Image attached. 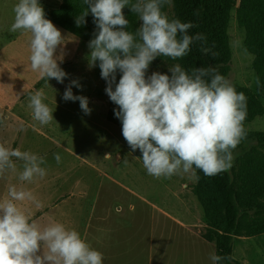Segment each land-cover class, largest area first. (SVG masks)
<instances>
[{
    "label": "rangeland",
    "instance_id": "374dc122",
    "mask_svg": "<svg viewBox=\"0 0 264 264\" xmlns=\"http://www.w3.org/2000/svg\"><path fill=\"white\" fill-rule=\"evenodd\" d=\"M68 1L39 0L46 18L65 36L60 67L68 77L58 83L55 79L43 80L31 70V34L10 31L18 0H0V142L47 160V175L42 180L29 184L12 175L0 179V199L6 197L10 184L30 189L41 200L40 207L27 202L24 205L27 211L31 207L36 210L31 214L33 219L42 224L56 220L77 230L91 247L103 253V264H212L209 257L215 253V246L203 237L208 220L194 194L197 179L186 175L157 179L147 174L139 159L142 154L133 152L122 135V123L114 115L118 106L105 92L107 85L98 63L94 68L89 66L88 43L96 32L91 13L79 32L55 20L64 19L55 13L68 7ZM176 5L172 0V6L164 8L170 18L176 14ZM86 7L84 0H75L68 7L67 16L75 25ZM124 11L130 21L128 30L135 32L138 17L128 9ZM226 18L227 56L220 51L215 60L221 64L211 61L209 66L238 88L252 90L257 78L256 55L246 44L254 36H264V0H231ZM175 63L179 62L158 57L148 74L168 73V67ZM119 76L117 73V81ZM71 80L82 85L72 91L88 97L89 115L81 110L79 101L63 99ZM38 90L44 92V102L53 110L54 120L47 125L36 121L28 106L29 96ZM251 98L258 112L251 120L247 114L245 126L248 131L264 132V97ZM56 153L62 158L59 164L54 159ZM234 156L227 172L243 186L244 203L264 205V144L244 142ZM97 180L104 181L98 204ZM203 191L221 216L219 198ZM101 206L103 214L99 215ZM236 206L240 227L233 235L232 256L236 264H264V208L247 212L237 199Z\"/></svg>",
    "mask_w": 264,
    "mask_h": 264
},
{
    "label": "clouds",
    "instance_id": "9594fccd",
    "mask_svg": "<svg viewBox=\"0 0 264 264\" xmlns=\"http://www.w3.org/2000/svg\"><path fill=\"white\" fill-rule=\"evenodd\" d=\"M84 4L87 7L76 18L77 26L86 24L89 13L96 25L88 43L89 66L98 63L105 92L118 106L114 115L122 123V135L133 152L142 154L139 159L147 174L157 179L176 175L198 179L197 169L206 176L229 171L234 151L248 135L246 95L211 66L186 70L175 63L168 73L148 74L158 57L181 60L194 44L205 55H217L206 36L190 35L191 22L169 17L164 8L171 7L172 0H84ZM125 9L138 17L135 32L128 30ZM13 11L10 31L31 34V70L47 81L64 83L68 73L60 64L65 36L46 18L39 0H18ZM256 83H260L258 77ZM73 87L82 85L71 80L63 99L79 101L89 115L88 97L74 95ZM44 100L40 90L29 96L28 106L41 125L54 120ZM54 159L59 164L62 158L56 153ZM46 165L45 157L0 142V179L12 175L32 184L47 175ZM26 202L41 206L30 189L16 184H10L6 197L0 199V264H103V253L77 230L61 222H38L24 207ZM209 259L219 264L224 258L213 252Z\"/></svg>",
    "mask_w": 264,
    "mask_h": 264
},
{
    "label": "trees",
    "instance_id": "16d2710c",
    "mask_svg": "<svg viewBox=\"0 0 264 264\" xmlns=\"http://www.w3.org/2000/svg\"><path fill=\"white\" fill-rule=\"evenodd\" d=\"M74 2L75 0H69L66 5L70 6ZM176 3V14L171 18H178L181 22H191L194 27L189 30L190 35L197 33L204 34L207 38L208 46L212 48V51L217 53V55L220 51H224V56H227L225 49L229 44V35L227 32L228 25L226 17L227 12L231 8V0H176ZM68 7L65 6L55 13V15L61 14L64 18L59 19V17H56V22L73 31L79 32V30H84L82 27L80 29V27L75 25L71 16H67L69 11ZM246 48L256 55V74L259 81L262 82V85L260 83L257 85L256 83L252 90L234 86L238 92H243L246 95L248 118L251 120L258 112L255 101L251 97H264V36L252 37L246 44ZM217 55H205L199 50V45L194 44L189 55L178 60V62L186 70H191L194 67H209L211 61L221 64V61L217 62L215 60ZM207 61L208 63H206ZM247 141H257L260 145H263L264 132L248 131L246 140L241 144ZM251 159L256 158L252 156ZM196 173L198 179L197 187L194 188V194L202 205L208 220V228L203 233V237L215 246V254L224 258L219 264H236L232 256L233 235L238 232L240 227L236 199L240 201V204L244 206L247 212L261 210L264 208V205L257 202L244 203L242 197L244 195L243 186L239 185L237 181L234 182L227 171L215 176H206L199 169L196 170ZM203 189L207 194L210 191L215 197L219 198L222 204L221 216H219L220 209L205 197Z\"/></svg>",
    "mask_w": 264,
    "mask_h": 264
},
{
    "label": "crops",
    "instance_id": "0c3cea01",
    "mask_svg": "<svg viewBox=\"0 0 264 264\" xmlns=\"http://www.w3.org/2000/svg\"><path fill=\"white\" fill-rule=\"evenodd\" d=\"M73 158V157H72ZM98 181V180H97ZM104 182V181H103ZM103 182H101L100 180L98 181V185H97V188H96V192H95V195H96V199H97V204L99 203V198H100V194H101V190L103 189V186H104V183ZM16 185H17V187H21L22 185H20V184H18V183H16ZM26 187V186H25ZM34 193V192H33ZM85 196V195H84ZM37 197V199L39 200V201H41L40 200V196H36ZM47 201H45V203H46ZM98 206V205H97ZM56 208H57V206H56ZM103 207L101 206L100 207V209H99V215H101V214H103ZM28 211H29V213L30 214H34L35 215V213H36V210L34 209V207H31V208H29L28 209ZM87 218V217H86ZM101 219V218H100ZM51 221H53V220H51V219H49V222H51ZM56 221V220H55ZM57 222V221H56ZM86 224H88L87 222H86ZM102 227L104 228V229H106V226H105V223L104 224H102Z\"/></svg>",
    "mask_w": 264,
    "mask_h": 264
}]
</instances>
